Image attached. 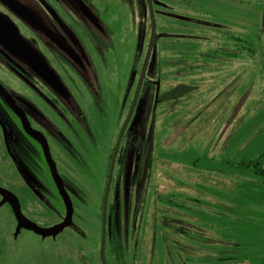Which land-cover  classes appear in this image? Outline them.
Listing matches in <instances>:
<instances>
[{
	"label": "rangeland",
	"instance_id": "374dc122",
	"mask_svg": "<svg viewBox=\"0 0 264 264\" xmlns=\"http://www.w3.org/2000/svg\"><path fill=\"white\" fill-rule=\"evenodd\" d=\"M262 30L264 0H0V264H264ZM73 123L90 155L29 134Z\"/></svg>",
	"mask_w": 264,
	"mask_h": 264
},
{
	"label": "flooded vegetation",
	"instance_id": "af4514ba",
	"mask_svg": "<svg viewBox=\"0 0 264 264\" xmlns=\"http://www.w3.org/2000/svg\"><path fill=\"white\" fill-rule=\"evenodd\" d=\"M160 7L161 8H166V7H163V6H160ZM146 10L148 11L149 9L146 8ZM153 11H154V9H153ZM262 31H263L262 33H263V38H264V30H262ZM232 39H233V37H232ZM237 39L239 40V38H237ZM184 53L185 52H178L177 51L178 55H180V54L184 55ZM211 53L214 54V56H215L214 52H211ZM0 55H2L6 59L7 62H10V65L12 66V64H13L12 58H10L9 55L2 48L0 49ZM178 55H177V57H180ZM176 59H179V58H176ZM175 62L177 63L178 60H176ZM17 67H18V69L20 71L22 70L21 67H19V66H17ZM27 112H29L28 108H27ZM37 114L39 115L38 112H37ZM38 115L37 116L33 115L36 118L35 122H37V120L39 121V118H38L39 116ZM72 117H74V116H72ZM98 126H100V127L102 126V128H103V124H102L101 120L100 119H94V120H92V123L90 125V129L86 132L87 137L89 136L90 138H92L93 142H96V134L98 133V130H97ZM66 127L70 128V129H68ZM50 129L53 130L52 128H50ZM78 129H80L81 131L85 130L84 127H82V126L81 127L74 126V123H73V125L65 126L64 128H61V130H63V132H61V133L62 134H66L68 136V138L66 137L67 142L65 144H61L62 137H61V135L58 137L57 134L54 132V130L53 131H48V130L45 131L44 130L46 133H44V134L42 133L41 134L40 132L42 130L39 129V128L37 129V131L29 129V134L31 135L33 140L35 142L39 143V144L43 143L44 145H46L48 143V144L54 145L56 147V151H58V149L61 152L64 151L66 153L68 151H70V154H71V152H73V148H71V146H75L77 151L84 152L85 155H90L91 149H90V147H87L88 146V141L86 142V140L84 138H82V136L85 135V132L83 131V133H79ZM102 133H103V131H102ZM72 134L74 135L73 139H72V136H73ZM4 143H5V141H4ZM118 147H120V144H119ZM115 151H116V149H115ZM111 182H112V176H110V183ZM111 185H109V190H108L109 191V193H108L109 196H110V189H111L110 187H111ZM108 195H107L106 202L104 204V206L106 205V208L108 207V203L110 202V199H108ZM118 202H119V199L117 198V195H116V197L113 196L111 198V203H110L111 211L109 212L108 216H105V215L102 216V225H103V229L102 230L104 232L103 233V237H102V246L103 247L106 246L107 242H111L117 235H120V230H119L120 223H119V219L117 217V215H118L117 208L119 207ZM191 204L195 205V203H192V202H191ZM73 216H74L73 213H71V217H73ZM177 222H178V225L181 227V232H180V230L178 231L180 233V235L184 236L186 234V232H191L193 230V227H191V226H194L192 224L193 222L192 223H188V222L185 221V218H181V219L179 218V220ZM179 245H180V248H181L180 250L191 251L190 249H188L183 244H179ZM101 259H102V261L104 260L102 257H101Z\"/></svg>",
	"mask_w": 264,
	"mask_h": 264
},
{
	"label": "trees",
	"instance_id": "16d2710c",
	"mask_svg": "<svg viewBox=\"0 0 264 264\" xmlns=\"http://www.w3.org/2000/svg\"><path fill=\"white\" fill-rule=\"evenodd\" d=\"M232 1H240V2H244V1H247V0H232ZM263 32V31H262ZM237 41H239L238 39H237ZM253 165V167L254 168H256L257 170H256V174L258 175V176H260V177H264V153H263V155L259 158V160H258V162H255L254 164H247V167H251ZM165 202L168 204H173L172 203V201H169V199H166L165 200ZM191 202L192 203H194V201L193 200H185V199H183V203H181V205H179L180 207H184V206H188L189 208H194V207H196V206H199L198 204L196 205V202H195V206H193V204H191ZM183 204V205H182ZM186 204H189V205H186ZM193 206V207H191V206ZM107 225V224H106Z\"/></svg>",
	"mask_w": 264,
	"mask_h": 264
},
{
	"label": "crops",
	"instance_id": "0c3cea01",
	"mask_svg": "<svg viewBox=\"0 0 264 264\" xmlns=\"http://www.w3.org/2000/svg\"><path fill=\"white\" fill-rule=\"evenodd\" d=\"M221 175H223V172H221ZM223 181V180H222ZM215 198H218V196H216ZM186 200H188L187 198H186ZM189 200H193L194 201V203L196 202V205L198 204V205H200V202L202 203V200L201 199H197V198H191V199H189ZM217 201H220V200H217ZM211 201H208V203H210ZM217 203V202H216ZM193 206H195V205H193ZM192 206V207H193Z\"/></svg>",
	"mask_w": 264,
	"mask_h": 264
}]
</instances>
